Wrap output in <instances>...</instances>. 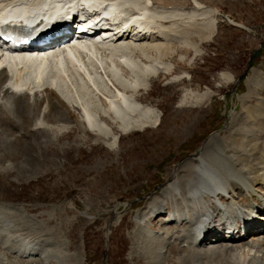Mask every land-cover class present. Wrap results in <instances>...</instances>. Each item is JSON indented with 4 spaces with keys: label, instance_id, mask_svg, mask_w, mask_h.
I'll return each mask as SVG.
<instances>
[{
    "label": "bare ground",
    "instance_id": "bare-ground-1",
    "mask_svg": "<svg viewBox=\"0 0 264 264\" xmlns=\"http://www.w3.org/2000/svg\"><path fill=\"white\" fill-rule=\"evenodd\" d=\"M94 1L95 6H109L116 13L110 19L115 23L112 32L103 30L89 43L77 39L61 52L43 53H50L46 58L21 52L0 57L1 180L10 174L14 180H27L37 169L28 162L44 159L48 144L59 150L71 146L57 144L61 132L72 128L66 111H77L86 127L80 121L72 124L90 131L94 143L108 145L111 151L118 137L103 116L121 134L159 126L154 108L142 106V99L138 104L132 93L147 90L157 75L173 77L175 57L182 63L189 50L200 56V44L212 38L217 27L215 11L202 7L198 0H193L188 13L159 8L153 0ZM79 7L90 20L97 16L88 0H0V21L10 27L24 21L33 27L70 15ZM258 77L252 72L245 81L248 90L238 97L239 110L224 127V134H211L181 166L169 169L164 189L151 196L135 217L143 242L137 256L144 264H168L172 244L186 248L176 256V264H264V113H259L264 112V100ZM220 78L233 81L224 73ZM185 79V75L173 78ZM90 87L112 96L102 117L98 106L86 98ZM211 97V91L182 90L176 112L195 109L196 114L181 135L186 136L205 115ZM253 100L255 104L247 106ZM239 119L244 125L236 123ZM63 208L71 210L72 205ZM81 216L89 218L85 213ZM155 216L166 217L167 229H173L166 238L150 229ZM69 222L73 220L61 223L58 232L65 233ZM254 224L263 230L254 231ZM39 226L23 206L0 198V264H16L5 256L15 248L11 254L20 264H72L76 253H67L68 239L58 233L57 237L44 235L46 230ZM207 241L213 243L207 245Z\"/></svg>",
    "mask_w": 264,
    "mask_h": 264
},
{
    "label": "rangeland",
    "instance_id": "rangeland-1",
    "mask_svg": "<svg viewBox=\"0 0 264 264\" xmlns=\"http://www.w3.org/2000/svg\"><path fill=\"white\" fill-rule=\"evenodd\" d=\"M198 1L202 7L215 11L217 26L212 38L200 44V56L189 50L184 62L179 63V58L175 57L173 77L157 75L151 79L153 83L147 90L132 93L138 104L141 103L137 100L142 99V106L154 108L161 120L159 126L121 134L108 117L103 116L118 137L117 147L111 151L108 145L94 143L90 131L79 130L72 124L80 121L77 111H66L72 128L61 132L57 144L67 142L71 146L59 150L48 144L43 152L46 154L44 159L28 162L30 167L35 165L37 169L27 180H14L11 174L3 179L5 182L0 179V198L4 202L23 206L33 221L39 222L40 229L46 230L44 235L49 233L57 237L58 233L68 239L67 253H76L72 264H144L137 256L143 242L134 219L141 214L148 199L164 189L169 169L181 166L211 134H224V127L239 110L238 97L247 92L245 81L251 78L252 72L263 82L259 92L264 100V0ZM153 2L159 8L174 7L187 13L194 7L193 0ZM257 51L259 55L252 60L248 70ZM223 73L233 77V81L223 82L220 78ZM181 75L186 79L173 80ZM45 86L51 87V84ZM186 88L195 93L211 91L212 97L205 115L183 136L181 131L196 114L195 109L176 112L182 90ZM90 90L91 95L86 98L98 106L102 117L112 96L95 92L92 87ZM92 92L96 96H92ZM252 104H255L254 100L247 106ZM259 113L264 112L259 110ZM241 119L236 123L242 126L245 122ZM80 122L83 128L86 127ZM57 124L61 125L60 122ZM66 204H71L72 209L63 208ZM83 213L89 218L81 216ZM69 220L73 222L68 223V230L63 233L61 230L65 229L61 228V233L58 232L59 225ZM150 221V229L161 232L165 238L167 233L173 232L171 226L167 229L164 216L152 217ZM172 245L168 264H176V256L186 249ZM77 248L82 250L81 255L75 251ZM11 251L4 252L5 256L20 264L13 255L16 248L15 252Z\"/></svg>",
    "mask_w": 264,
    "mask_h": 264
},
{
    "label": "water",
    "instance_id": "water-1",
    "mask_svg": "<svg viewBox=\"0 0 264 264\" xmlns=\"http://www.w3.org/2000/svg\"><path fill=\"white\" fill-rule=\"evenodd\" d=\"M259 55V51H257V52H255V54L252 56V59H251V62L248 64L249 66H248V70H249V68L251 67V65L253 64V62H252V60L255 58V57H257ZM242 79V78H241ZM240 80V79H239Z\"/></svg>",
    "mask_w": 264,
    "mask_h": 264
}]
</instances>
